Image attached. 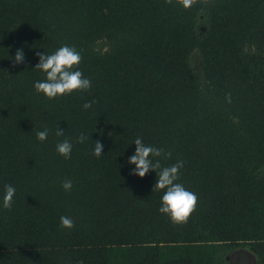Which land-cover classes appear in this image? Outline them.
Segmentation results:
<instances>
[{
    "label": "trees",
    "instance_id": "1",
    "mask_svg": "<svg viewBox=\"0 0 264 264\" xmlns=\"http://www.w3.org/2000/svg\"><path fill=\"white\" fill-rule=\"evenodd\" d=\"M64 45L92 87L49 100L37 52ZM137 137L184 162L186 222L158 212L155 172L130 175ZM241 248L264 264V0H0V264H229Z\"/></svg>",
    "mask_w": 264,
    "mask_h": 264
},
{
    "label": "clouds",
    "instance_id": "2",
    "mask_svg": "<svg viewBox=\"0 0 264 264\" xmlns=\"http://www.w3.org/2000/svg\"><path fill=\"white\" fill-rule=\"evenodd\" d=\"M39 58L38 63L33 70H39L45 74V79L34 83L33 88L36 93L42 94L45 98L51 100L57 97L69 95L73 92H87L92 87L90 79L85 78L83 73L77 69L81 62V55L75 49L67 45L61 46L52 54H41L37 52ZM24 55L22 49H18L12 58L13 66L23 63ZM95 101L87 102L83 105L85 110L89 109ZM58 137L63 136L64 132L57 129L55 133ZM48 137V129L36 133L38 141H45ZM86 137L81 134L77 138V143H83ZM94 150L92 155L100 157L103 145L97 140L93 142ZM133 144L135 152L127 161L129 165H134V169L130 175L143 178L148 172L156 173V183L152 191H163L160 200L158 212L166 215L173 223L186 222L188 217L195 211L198 197L197 195L185 189L179 180V172L183 167V161H177L171 166H161L160 159H152L163 157L169 159L171 152H166L162 148H156L146 145L142 142V137H137ZM72 143L65 138L56 144V152L65 159L70 158L72 152ZM61 187L65 191L72 189V181L65 179L61 183ZM16 189L12 185L4 186L3 207L10 209ZM59 225L62 229H71L75 226V222L71 217L61 216Z\"/></svg>",
    "mask_w": 264,
    "mask_h": 264
},
{
    "label": "rangeland",
    "instance_id": "3",
    "mask_svg": "<svg viewBox=\"0 0 264 264\" xmlns=\"http://www.w3.org/2000/svg\"><path fill=\"white\" fill-rule=\"evenodd\" d=\"M229 264H255V258L251 252L247 249L241 248L228 257Z\"/></svg>",
    "mask_w": 264,
    "mask_h": 264
},
{
    "label": "flooded vegetation",
    "instance_id": "4",
    "mask_svg": "<svg viewBox=\"0 0 264 264\" xmlns=\"http://www.w3.org/2000/svg\"><path fill=\"white\" fill-rule=\"evenodd\" d=\"M230 261V260H229Z\"/></svg>",
    "mask_w": 264,
    "mask_h": 264
}]
</instances>
